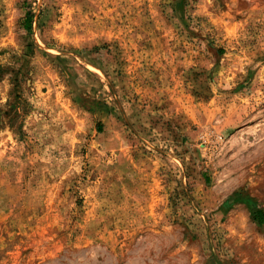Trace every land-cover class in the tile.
Here are the masks:
<instances>
[{
    "label": "rangeland",
    "instance_id": "obj_1",
    "mask_svg": "<svg viewBox=\"0 0 264 264\" xmlns=\"http://www.w3.org/2000/svg\"><path fill=\"white\" fill-rule=\"evenodd\" d=\"M255 206L264 0H0V264H264Z\"/></svg>",
    "mask_w": 264,
    "mask_h": 264
},
{
    "label": "trees",
    "instance_id": "obj_2",
    "mask_svg": "<svg viewBox=\"0 0 264 264\" xmlns=\"http://www.w3.org/2000/svg\"><path fill=\"white\" fill-rule=\"evenodd\" d=\"M23 25L25 29L30 28L31 22V13L29 11H25L22 19ZM98 131H100L98 127ZM250 219L256 223L257 225H261L264 222L263 211L260 207H250L248 209Z\"/></svg>",
    "mask_w": 264,
    "mask_h": 264
}]
</instances>
